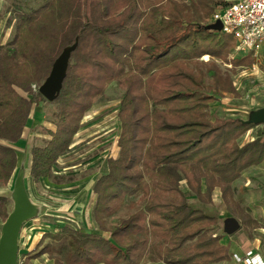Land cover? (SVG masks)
Returning a JSON list of instances; mask_svg holds the SVG:
<instances>
[{
  "label": "trees",
  "instance_id": "1",
  "mask_svg": "<svg viewBox=\"0 0 264 264\" xmlns=\"http://www.w3.org/2000/svg\"><path fill=\"white\" fill-rule=\"evenodd\" d=\"M49 0L16 10L12 38L0 43V182L7 184L17 166L16 143L33 106L46 100L38 88L60 53L70 52L58 95L54 130L44 146L30 149L29 175L49 177L57 159L73 142L86 112L112 83L123 88L117 117V157L93 184L92 215L108 237L62 226L44 233L37 253L53 264H208L229 260L228 244L209 232L217 215L188 202L191 193L212 203L215 188L226 211L245 228L258 223L234 199L233 182L264 159V138L239 145L255 126L243 119L209 117L215 93L237 94L230 71L207 54L230 62L231 71L250 60L227 58L230 35L201 23L212 0ZM233 39V38H232ZM210 78L205 84L206 77ZM21 92L25 93L23 95ZM213 92V93H212ZM184 181L187 191L180 187ZM0 195V215L7 217ZM130 212L111 227L106 219L120 208ZM63 243L67 250L45 238Z\"/></svg>",
  "mask_w": 264,
  "mask_h": 264
},
{
  "label": "rangeland",
  "instance_id": "2",
  "mask_svg": "<svg viewBox=\"0 0 264 264\" xmlns=\"http://www.w3.org/2000/svg\"><path fill=\"white\" fill-rule=\"evenodd\" d=\"M48 1L0 0V41H8L12 38L16 10L35 8ZM176 1L184 4H198L197 11L202 6L198 0ZM218 2L219 0H212L211 10L207 15H203L201 23L210 24ZM234 47L235 45L228 53L229 60L240 59L246 55H250V60L236 66L232 71L228 61L207 54L200 58L205 62L214 61L222 70L230 71L233 84L237 89V94L234 95L215 93V100L208 108L210 118L237 117L246 120L251 113L264 107V50L254 56L245 51H235ZM209 82L210 78L207 76L205 84ZM32 88L38 90L35 84ZM122 94L123 88L118 82H112L104 90L82 118L80 129L75 134L72 144L57 159L50 176L39 182H34L29 175V151L32 146L42 147L49 140L47 131L54 130L56 121L55 104L49 100L36 103L33 106V120L28 124L29 127L22 139L14 144L7 143L14 147L18 157L17 167L10 181L7 184L0 182V195L7 197V213L13 208L14 183L20 174H22L28 197L36 207L35 215L24 222L19 235L18 264H52L53 261L48 254H43L30 263L24 261L26 257L37 253L42 247L37 243L44 233L58 232L62 226L102 233L92 215L95 201L92 185L97 177L107 171V159L118 155L117 138L120 122L117 117V107ZM250 133L253 137L257 134L264 136L263 125H255ZM180 187L183 191H187L184 181L181 182ZM234 188V198L246 213L256 219L260 227L254 230L245 228L241 218L232 216L226 211L216 190L212 193V203L207 205L199 202L191 193L187 196L191 205L217 215L218 221L209 228V232L219 235L223 239L222 242L227 243L229 247L228 261L208 264H245L243 259L240 262L235 260L233 254L243 258L249 250L255 252L253 250L255 237L259 239L260 244L264 242V165L238 180ZM133 211L128 210L127 207L120 208L106 219V225L111 229ZM4 220L5 217L0 215V234ZM108 234L109 232L104 233L106 236ZM46 242L60 247V254H65L67 248L63 243H57L50 237L45 238L44 243Z\"/></svg>",
  "mask_w": 264,
  "mask_h": 264
},
{
  "label": "water",
  "instance_id": "3",
  "mask_svg": "<svg viewBox=\"0 0 264 264\" xmlns=\"http://www.w3.org/2000/svg\"><path fill=\"white\" fill-rule=\"evenodd\" d=\"M208 30L220 31V22L205 25ZM75 48V44L64 49L55 60L48 77L39 86L40 94L49 101H52L59 93L65 77L70 52ZM65 56V62L59 67L61 58ZM59 67V68H58ZM244 122L255 125L262 124L264 130V107L253 113ZM13 208L5 218L0 234V264H18L19 235L24 222L31 219L36 212L34 203L28 197L23 184L22 174L18 175L13 189Z\"/></svg>",
  "mask_w": 264,
  "mask_h": 264
},
{
  "label": "built area",
  "instance_id": "4",
  "mask_svg": "<svg viewBox=\"0 0 264 264\" xmlns=\"http://www.w3.org/2000/svg\"><path fill=\"white\" fill-rule=\"evenodd\" d=\"M215 22H220L222 33L233 38L235 51L258 55L264 49V0H219L210 20ZM233 257L245 264H264V257L252 250L243 258Z\"/></svg>",
  "mask_w": 264,
  "mask_h": 264
},
{
  "label": "crops",
  "instance_id": "5",
  "mask_svg": "<svg viewBox=\"0 0 264 264\" xmlns=\"http://www.w3.org/2000/svg\"><path fill=\"white\" fill-rule=\"evenodd\" d=\"M8 21V20H7ZM6 21V22H7ZM14 21L15 20H13V26H12V29H13V27H14ZM5 42H7V41H0V43H5ZM264 49H262L261 51H263ZM260 51V52H261ZM260 52H259V54H260ZM254 56H257V55H254ZM230 66V68H232V65H229ZM238 66V65H237ZM236 88V87H235ZM237 90V89H236ZM229 94H232V93H229ZM232 95H234V94H232ZM39 103V102H38ZM210 107V106H209ZM32 116H33V110H32V112H31V115H30V118H29V120L27 121V124H26V126H25V128H24V130H23V133H22V136H21V138L18 140V141H20L21 139H22V137L24 136V134H25V132H26V129L29 127L28 126V124L33 120L32 119ZM85 116V115H84ZM215 117H213V118H211V119H214ZM218 118H220V117H218ZM229 118H233V117H229ZM244 120V119H243ZM253 128V127H252ZM252 128H250V129H248L247 131H245L243 134H241V136L238 138V143H239V145H243V144H245V143H247V142H250V141H252L253 139H255L257 136H261V138L263 139L264 138V136H262V135H259V134H257L255 137H253V136H251V133H250V130L252 129ZM120 132V131H119ZM119 136V135H118ZM17 141V142H18ZM4 143H6L7 144V142H5V141H3ZM16 142V143H17ZM10 144H12V143H10ZM14 144V143H13ZM13 147V146H12ZM14 148V147H13ZM16 151V150H15ZM30 152V151H29ZM17 153V152H16ZM17 163H18V157H17ZM30 165V164H29ZM264 165V159L259 163V164H257V165H251V166H249V167H247L246 169H244L241 173H240V176L233 182V188H234V186H235V184H236V182H238V180H240L242 177H244V176H246V174H248L249 172H253L254 170H256L257 168H261V166H263ZM17 167V166H16ZM15 170H16V168H15ZM15 170H14V172H15ZM14 172H13V174H14ZM12 174V175H13ZM12 175H11V177H12ZM11 179V178H10ZM97 179V178H96ZM95 179V180H96ZM10 181V180H9ZM8 181V182H9ZM95 182V181H94ZM94 184V183H93ZM186 185V184H185ZM187 188V187H186ZM214 190H216L217 191V193H218V195L220 196V191H219V189L218 188H215ZM92 191H93V185H92ZM186 192V191H185ZM234 192H235V188H234ZM94 193V192H93ZM95 194V193H94ZM235 194V193H234ZM95 197H96V195H95ZM212 199H213V197H212ZM220 199H221V197H220ZM235 199V198H234ZM236 200V199H235ZM95 202V201H94ZM221 202L223 203V201H222V199H221ZM224 204V203H223ZM94 205V204H93ZM207 205V204H206ZM225 206V205H224ZM93 208V207H92ZM226 209V208H225ZM249 214V213H248ZM250 215V214H249ZM251 216V215H250ZM252 217V216H251ZM253 218V217H252ZM94 219V218H93ZM253 219H255V218H253ZM256 220V219H255ZM258 223V222H257ZM258 227H260L259 226V224H258V226H256V227H254L253 228V230L254 229H256V228H258ZM100 230V229H99ZM102 233H95V232H89V233H94V234H99V235H101V236H104V237H108L109 236V234H110V232L109 231H102V230H100ZM84 232H86V231H84ZM105 232H109V234H108V236H106V235H104V233ZM222 238L220 239V243H222V244H227V243H225V242H222ZM253 244H254V249L253 250H255V253H259L261 256H263L264 257V249L262 248L263 247V245H264V242L263 243H261L260 244V242H259V239L258 238H254V240H253ZM257 244V245H256ZM260 246H262L261 247V249H260ZM44 254H46V253H44ZM43 255V254H42ZM41 256V255H40ZM229 256H230V254H229ZM39 257V256H38ZM37 258V257H36ZM230 258V257H229ZM35 259V258H34ZM33 259H31V260H29L28 262H26V263H30L31 261H32ZM53 261V260H52ZM226 261H228V260H226ZM226 261H221V262H217V263H223V262H226ZM53 264V263H52ZM140 264H163V263H161V262H159V263H153V262H150V261H143V262H141Z\"/></svg>",
  "mask_w": 264,
  "mask_h": 264
},
{
  "label": "bare ground",
  "instance_id": "6",
  "mask_svg": "<svg viewBox=\"0 0 264 264\" xmlns=\"http://www.w3.org/2000/svg\"><path fill=\"white\" fill-rule=\"evenodd\" d=\"M65 62V56H63L62 58H61V62H60V65H59V67H61L62 66V64ZM58 67V68H59Z\"/></svg>",
  "mask_w": 264,
  "mask_h": 264
}]
</instances>
